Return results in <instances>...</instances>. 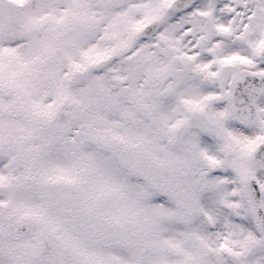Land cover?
<instances>
[{
	"label": "snow or ice",
	"instance_id": "obj_1",
	"mask_svg": "<svg viewBox=\"0 0 264 264\" xmlns=\"http://www.w3.org/2000/svg\"><path fill=\"white\" fill-rule=\"evenodd\" d=\"M0 264H264V0H0Z\"/></svg>",
	"mask_w": 264,
	"mask_h": 264
}]
</instances>
